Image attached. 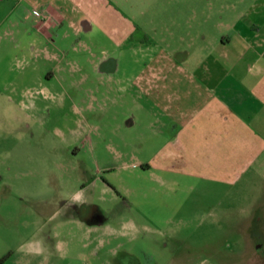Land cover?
I'll return each mask as SVG.
<instances>
[{
  "label": "rangeland",
  "instance_id": "rangeland-1",
  "mask_svg": "<svg viewBox=\"0 0 264 264\" xmlns=\"http://www.w3.org/2000/svg\"><path fill=\"white\" fill-rule=\"evenodd\" d=\"M56 5L68 40L60 27L46 36L33 29ZM197 10L208 26L182 41L177 25L194 26ZM127 27L130 41L118 35ZM263 27L264 0H0V261L108 264L115 253V264H264V142L252 132L264 141V98L251 99L245 86L257 80L255 52L225 81L233 112L217 109L232 127L216 123L209 96L184 79L218 35L255 50ZM146 48L156 76L134 98L143 81L135 77L149 74ZM54 51L65 82L50 79ZM166 94L173 110L191 94L188 109L203 112L184 130L183 122L164 128ZM77 193L117 230L77 222L76 209L100 220ZM36 242L42 254L19 250Z\"/></svg>",
  "mask_w": 264,
  "mask_h": 264
},
{
  "label": "crops",
  "instance_id": "crops-1",
  "mask_svg": "<svg viewBox=\"0 0 264 264\" xmlns=\"http://www.w3.org/2000/svg\"><path fill=\"white\" fill-rule=\"evenodd\" d=\"M63 12L61 11V9L59 8L58 5L53 6V7H47L46 9L43 10V12L41 13L40 17L38 18V20H35L34 23V27L33 29H36L37 33L43 36H46L49 34V32L54 29L56 30L57 27H60L63 29L64 25H63ZM191 19L194 20L193 22H195L194 26H185L183 25V23L179 26V24L177 25L178 28V34L179 36L182 38L189 37V36H194L196 35L195 33H197L199 31V26L202 25V27H204V25L208 26V23L210 21L209 17L208 18H201L199 11L197 10L196 12L192 13L191 15ZM212 20V19H211ZM202 23V24H201ZM53 24V25H52ZM69 29H74L75 30V35L76 33L79 34V30L73 26L72 24H68ZM209 28V27H208ZM196 30V31H195ZM264 30V27H263ZM169 33L171 35H174L170 30L168 29ZM195 31V33L193 32ZM63 34L61 35L64 40H68L69 38V33L66 32L65 30L62 31ZM135 29L134 28H124L122 30V33H118V35H120L124 40L130 41L131 37L134 35ZM220 37H222V39L219 41V43L211 50L209 51V54L207 55V57L204 60L198 61L197 63H194L193 67L194 71L188 76V77H184L185 80L189 81V84H195V88H196V92L197 95H203V96H209L206 100L208 101L207 105L205 106L206 108L209 106V109L211 110V116H213L214 120L216 121V123H220L223 124L224 126L227 125L232 127V123L226 121V120H221V115H220V107H223V111L224 112H229L232 113L233 112V107L232 105H230V103L228 102V100L231 98V89L228 86H226L225 81L226 79H228L231 75H235L238 73V71L242 72V69L244 68L245 64H244V60L247 57V54L252 52L254 54L255 52V59H256V63H257V69H258V73L255 76V78H257V80L253 83H251L250 85L246 83L245 86L246 87V92H249L250 94V98L254 99V100H258L261 101L264 98V62H263V58H264V46H260V50L259 48L255 47V50L252 46H231V40L230 39H226L227 37H225V35H218ZM245 38V37H244ZM148 48L144 49V53H146V55H143L144 58V65L145 69L149 70L148 71V76H144L142 77V75H137L135 77V79H137L138 81H140L141 79L142 81V86H141V82L140 84H138V87H134L131 88V91L134 95V98H136L137 96H140L142 94H147L150 90H151V86L153 83V79L156 76V74L154 75V70L156 69L157 66L154 65H148L147 62L150 61L152 62L153 60H155L154 55H152V52H154L153 49H150L149 52L147 50ZM136 51V50H135ZM259 52V55H257V53ZM136 53V52H135ZM51 54V53H50ZM234 54V55H233ZM233 55V56H232ZM253 56H251L253 58ZM48 61L51 62L54 67V74L51 76L50 79L58 81V83L60 82V80H62L63 82H65L66 77H65V73L63 74V76L61 75L65 70L63 67H61L63 61L62 56L59 55V53H57V51L52 52L51 55H49L48 57ZM149 58V60H148ZM188 59H191V56L188 57ZM184 62V61H182ZM80 63V62H79ZM83 64V63H82ZM136 64V63H135ZM81 65V64H80ZM83 67V66H82ZM119 67L118 63H117V68ZM141 69V68H140ZM67 72V71H66ZM248 72V71H247ZM68 73V72H67ZM133 77V76H129V79ZM128 78V77H127ZM178 79V78H177ZM136 80V81H137ZM183 81V80H182ZM242 83L246 82L244 80H241ZM115 82L118 83L119 87L117 89L118 92H122V90H124V86H120V83L123 82V79H118ZM179 84L181 83V80H178ZM137 84V82H135ZM258 92V94L254 93V92ZM254 93V94H253ZM230 95V96H229ZM242 94L239 93H235V101H237V105L242 106L243 102L246 100L245 98L243 99V97L241 96ZM163 99L162 102H166L165 105L163 106L162 110L160 111V115L169 119L168 121H164L162 123V126L164 128H169V127H173L174 130L176 131L177 129H179L178 127L180 125H178V122H183V130L188 127V125L193 124V118L197 115L198 117L200 116V111L199 109H193L189 110L190 108L188 106H190V97L191 94H186V95H179L176 100L179 102V105L176 107L175 110H173V108L169 105V102L172 101V94H166L163 95ZM228 97H230L228 99ZM184 98H186V102L183 100ZM219 99V100H218ZM261 99V100H260ZM135 100V99H133ZM218 101V104L215 105L213 107V104L215 102ZM189 104V105H188ZM189 108V109H188ZM205 108V109H206ZM176 111V112H173ZM210 114L208 113V117L210 118ZM240 115V114H239ZM242 114L239 116L242 118ZM258 116L254 115V117L256 118ZM184 118H186V123L184 122ZM192 118V119H191ZM188 119V120H187ZM247 123V122H246ZM240 124V122H239ZM248 124V123H247ZM246 125V124H245ZM251 125V123H250ZM248 129H246L247 131L251 130L252 131V127L248 126ZM256 130V132L258 131L256 128L254 129ZM180 131V130H179ZM255 135V139H256V144L261 143V146H263V140H262V136H260L259 134H255L254 131H252Z\"/></svg>",
  "mask_w": 264,
  "mask_h": 264
},
{
  "label": "flooded vegetation",
  "instance_id": "flooded-vegetation-1",
  "mask_svg": "<svg viewBox=\"0 0 264 264\" xmlns=\"http://www.w3.org/2000/svg\"><path fill=\"white\" fill-rule=\"evenodd\" d=\"M108 185V184H107ZM80 187H81V191H83L84 189L87 188V186L84 184V183H81L80 184ZM113 187V186H112ZM110 185H108V188L115 191V189H113ZM89 205V206H88ZM80 206L82 207H89L90 211L88 212V215H89V218L90 217H100V220H95V221H87V220H84V219H81V209H76V215L78 214V217L76 218V221L77 222H80L81 224H87V225H90V228L89 229H102V228H106V229H112V230H117L115 227H110L107 222H103L102 220V217L101 215L99 214L98 211H96V207L93 206V204H88L86 202V200H81V204ZM167 238H169V240H174L176 237L173 236V235H168ZM105 245V244H103ZM115 253H113V257L111 258V260L108 261V264H115L116 261H117V256L114 255ZM177 252H175L173 255H176ZM5 262V260H2L0 261V264H3Z\"/></svg>",
  "mask_w": 264,
  "mask_h": 264
},
{
  "label": "clouds",
  "instance_id": "clouds-1",
  "mask_svg": "<svg viewBox=\"0 0 264 264\" xmlns=\"http://www.w3.org/2000/svg\"><path fill=\"white\" fill-rule=\"evenodd\" d=\"M73 200L75 202H81L82 200V193H77L74 197ZM60 245H57V248L59 249ZM20 251H25L28 254H35L39 255L44 252V248L41 246V242H36L34 245L29 243L28 245L21 246L19 249ZM47 257H45V260Z\"/></svg>",
  "mask_w": 264,
  "mask_h": 264
}]
</instances>
